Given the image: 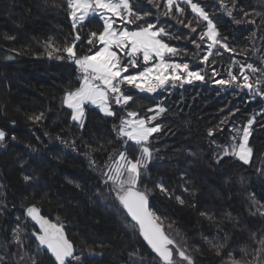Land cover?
<instances>
[{
	"label": "trees",
	"instance_id": "obj_1",
	"mask_svg": "<svg viewBox=\"0 0 264 264\" xmlns=\"http://www.w3.org/2000/svg\"><path fill=\"white\" fill-rule=\"evenodd\" d=\"M133 2L153 13L151 21L163 11V0L159 9L148 0ZM193 2L209 13L221 37L227 38L236 53L219 49V55L201 63L195 45L185 37L198 40L206 23L191 33L190 28L161 17L160 26L172 25L168 31L173 38L165 37V41L182 51L172 59L202 70L205 80L171 86L156 94L126 88L134 97L127 109L113 105L117 115L107 117L86 107L84 126L80 127L62 104L65 92L79 86L76 66L66 53L49 57L50 49L46 50L49 42L62 48L75 35L67 0H0V129L6 133L0 147V255L6 258L0 264H32L38 242L31 236L34 225L26 220L25 209L33 204L50 221L64 225L75 255L80 257L78 264H159L138 229L130 226L134 223L110 193L111 185L104 186L102 175L109 154L122 150L113 125H119L127 110L153 115L148 109L156 105L167 111L153 121L161 130L153 134V160L139 187L149 190L150 207L165 218L166 232L187 248L194 264H230L229 253L241 264H258L254 257L264 240V215L260 214L264 206V99L251 101L247 89L214 84L212 68L220 73L216 79H226L229 66L235 74L240 64L264 69V0H235V4L224 0L233 9L232 17L220 7V0ZM181 6L185 14L179 18L196 26L195 14L187 5ZM245 12L250 15L245 17ZM237 19L243 22L238 25ZM93 30L102 31L98 18L80 29L83 40ZM87 50L83 43L76 49L78 55ZM244 50L246 55L237 54ZM57 55L65 58L57 59ZM247 74L252 80L261 76L259 71ZM41 114L39 121L30 119ZM250 119L255 120L249 138L253 156L245 165L233 156H223L217 145H230L236 135L233 129L242 130ZM222 120L227 122L222 125ZM210 129L213 137L208 136ZM128 154L135 158L138 149L131 147ZM25 175L31 179L25 181ZM157 182L174 194L172 198L156 187ZM176 195L185 201L183 205ZM202 212L214 219H207ZM17 225L22 229L23 248L13 239ZM205 237L225 244L220 256ZM39 264H48L44 251ZM259 264H264V259Z\"/></svg>",
	"mask_w": 264,
	"mask_h": 264
},
{
	"label": "snow or ice",
	"instance_id": "obj_2",
	"mask_svg": "<svg viewBox=\"0 0 264 264\" xmlns=\"http://www.w3.org/2000/svg\"><path fill=\"white\" fill-rule=\"evenodd\" d=\"M148 3L158 9L161 7V0H148ZM181 5L190 7L191 12L195 14L193 20L196 26H193V21L185 23L179 18L185 14V8ZM220 7L229 17L233 16V9L227 7L224 0H220ZM67 9L75 32L72 41L62 48L54 47L49 42L46 50L50 49L47 51L49 57L53 53H66V58L76 66L79 73V86L65 92L62 104L71 110V120L81 127L84 126L86 105L97 107L107 117L117 115L113 105L127 109L134 102V97L126 91V88L139 92L156 93L169 85L182 87L194 81L205 80L202 70H193L189 63L172 59L180 56L182 51L165 41V37L169 40L173 38L168 31L172 25L160 26L161 17L175 20L184 28H190L191 33L197 32L200 23L207 22L206 30L199 34L198 40L190 36L185 37L195 45L197 58L201 63L206 64L210 57L219 55V49L236 53V49L229 45L227 38L221 37L209 13L193 0H163V11L156 14L155 21L149 19L153 16L151 11L137 8L133 0H67ZM259 14L256 13V15ZM249 15L248 12L244 13L245 17ZM95 18L102 22V31H90L85 41L80 34V29L90 19ZM242 22L240 19L235 20L238 25ZM248 23H254V20H249ZM176 38L179 39V37ZM82 43L87 45L88 50L85 54L78 55L76 49ZM201 51L204 52L202 56L199 55ZM183 54L187 55V49L183 50ZM237 54L246 55L247 50ZM56 58L64 59L65 57L57 55ZM236 63L237 61L233 59V65ZM246 70L252 74L259 71L261 76L252 80ZM219 75L220 73L213 67L212 82L214 84L226 89H247L253 97L264 99V69L247 63L240 64L238 74H235L233 67L229 66L226 79H216ZM166 111L165 107L156 105L148 109V112L153 115L147 117L139 115L134 110H127L125 115L120 116V123L113 125V131L116 132V142L122 145V150L118 152L114 150L109 154L107 170L102 171L105 177L103 183L105 187L111 185L110 193L118 201L120 209L134 222L130 226L133 230L138 229L139 236L143 238L152 253H155V257L159 258V264H194L193 257L188 253L187 248L182 247L166 232L165 218L150 207L149 190L147 188L141 190L139 187L153 160L154 152L151 147L153 134L161 130V126L153 125V121ZM41 117L42 114L30 117V119L39 121ZM226 122L222 120L221 124ZM254 123V119L248 120L247 125L242 128V134L239 128H234L236 135L231 138L230 145H217L218 148H222L223 156H234L245 165L250 163L253 149L249 146V137ZM213 135L214 132L210 129L208 136L213 137ZM5 138L6 133L0 130V147H3ZM12 139L15 140V136ZM74 146L75 142H73ZM131 147L138 149V155L135 158H131L128 154V149ZM155 151L158 152L159 149ZM92 164L94 166L95 161H92ZM23 178L25 181L31 179L27 175ZM156 187L169 198L174 195L168 192L162 182H157ZM184 190L188 191L187 188ZM175 199L181 205L185 203L178 195ZM260 214L264 215V206ZM201 215L209 220L214 219L204 212ZM25 218L33 223L34 230L31 236L38 242V251L32 259V264H39L40 252L44 250H46L48 264H73L74 261L78 264L80 257L75 255V246L66 236L63 224L50 221L41 214V209L35 204L26 207ZM36 227L38 231L35 230ZM21 231L22 229L17 225L13 229V239L23 248L20 241ZM205 240L218 256L222 254L221 250L225 248V244L213 243L207 237ZM260 244L261 248L256 251L254 257L258 264L264 259V240H261ZM130 255L133 254L130 253ZM228 255L230 264H241V261L235 260L231 253ZM5 258L0 255V261ZM20 259L23 260L24 257L21 256Z\"/></svg>",
	"mask_w": 264,
	"mask_h": 264
},
{
	"label": "rangeland",
	"instance_id": "obj_3",
	"mask_svg": "<svg viewBox=\"0 0 264 264\" xmlns=\"http://www.w3.org/2000/svg\"><path fill=\"white\" fill-rule=\"evenodd\" d=\"M190 8V7H189ZM191 10V9H190ZM194 14V13H193ZM70 17V16H69ZM70 20H71V18H70ZM205 23H206V27H207V22L206 21H204ZM71 23H72V21H71ZM102 23V22H101ZM86 107H89V108H96L98 111H99V109L97 108V107H95V106H93V105H86ZM85 107V108H86ZM71 111V110H70ZM100 112V111H99ZM101 113V112H100ZM102 115H104L103 113H101ZM85 118H86V110H85V115H84V122H85ZM79 125V124H78ZM247 125V124H246ZM80 126V125H79ZM81 127V126H80ZM1 130V129H0ZM241 134H242V130H241ZM250 138V137H249ZM234 157V156H233ZM235 158V157H234ZM237 159V158H236ZM238 160V159H237ZM238 161H240V160H238ZM240 162H242V161H240ZM243 163V162H242Z\"/></svg>",
	"mask_w": 264,
	"mask_h": 264
},
{
	"label": "built area",
	"instance_id": "obj_4",
	"mask_svg": "<svg viewBox=\"0 0 264 264\" xmlns=\"http://www.w3.org/2000/svg\"><path fill=\"white\" fill-rule=\"evenodd\" d=\"M69 61V60H68ZM70 62V61H69ZM171 87V85H169V86H166V88L165 89H162V90H158L157 92H159V91H165L167 88H170ZM136 91H138V90H136ZM139 92V91H138ZM156 92V93H157ZM140 93H146V92H140ZM149 94H155V93H149ZM255 98H259V99H261V100H263L262 98H260V97H253L252 95H251V101H253Z\"/></svg>",
	"mask_w": 264,
	"mask_h": 264
},
{
	"label": "water",
	"instance_id": "obj_5",
	"mask_svg": "<svg viewBox=\"0 0 264 264\" xmlns=\"http://www.w3.org/2000/svg\"><path fill=\"white\" fill-rule=\"evenodd\" d=\"M126 214V213H125ZM130 220H131V218L130 217H128ZM132 222V221H131ZM134 223V222H133ZM142 238V237H141ZM143 239V238H142ZM145 242V241H144ZM145 244H146V242H145ZM147 245V244H146ZM44 252H46V250H44ZM155 254V253H154Z\"/></svg>",
	"mask_w": 264,
	"mask_h": 264
}]
</instances>
